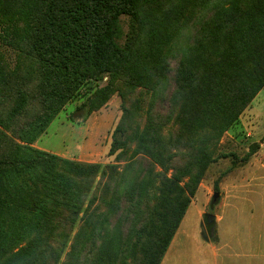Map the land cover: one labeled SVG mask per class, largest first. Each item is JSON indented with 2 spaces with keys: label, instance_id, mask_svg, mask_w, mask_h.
Listing matches in <instances>:
<instances>
[{
  "label": "trees",
  "instance_id": "16d2710c",
  "mask_svg": "<svg viewBox=\"0 0 264 264\" xmlns=\"http://www.w3.org/2000/svg\"><path fill=\"white\" fill-rule=\"evenodd\" d=\"M87 85L88 112L152 96L143 125L124 108L113 132L121 170L32 145ZM263 87L264 0H0V264H160L208 167L237 158L218 144Z\"/></svg>",
  "mask_w": 264,
  "mask_h": 264
},
{
  "label": "rangeland",
  "instance_id": "374dc122",
  "mask_svg": "<svg viewBox=\"0 0 264 264\" xmlns=\"http://www.w3.org/2000/svg\"><path fill=\"white\" fill-rule=\"evenodd\" d=\"M120 25L122 34L119 42L123 43L129 31L127 16H121ZM192 30L190 26L182 32L176 47L191 40ZM6 53L12 60L13 52L6 49ZM89 86L83 87L80 94L64 106L32 145L73 160L102 165L116 163L117 169L121 170L126 161H117L118 150L108 154L113 132L123 115L130 117L124 108L136 110L135 116L126 120V124L143 125L152 96L149 93L141 95L139 110L138 90L127 91L124 98L116 92L99 109L88 112L86 107H78L85 99ZM252 145L259 146L257 151L248 161H243V156L250 152ZM217 152H233L237 158H220L208 167L201 182L210 190L207 189L206 197L200 189L196 192L160 264H264V89L251 102V107L246 108V112L223 134ZM232 165L234 167L227 171ZM137 168L139 157L134 168L130 169L131 174ZM215 182L219 194L211 203ZM220 182L223 184L219 185ZM204 200L207 201L204 214L218 215L213 224L207 226V240L200 232L198 215ZM203 223L204 215L201 216ZM210 246L219 248L218 251L216 249L220 254L217 261L211 255ZM64 257L62 253L61 260Z\"/></svg>",
  "mask_w": 264,
  "mask_h": 264
},
{
  "label": "crops",
  "instance_id": "0c3cea01",
  "mask_svg": "<svg viewBox=\"0 0 264 264\" xmlns=\"http://www.w3.org/2000/svg\"><path fill=\"white\" fill-rule=\"evenodd\" d=\"M264 89V88H263ZM263 89H261L258 93H257V95L255 96V98L262 92V90ZM254 98V99H255ZM253 99V100H254ZM252 100V101H253ZM251 101V102H252ZM248 107H251V103L249 104V106ZM247 107V108H248ZM252 109H255V108H252ZM244 112H246V109L243 111V113ZM261 145H262V143H260ZM222 182V181H221ZM219 183V185H222L223 183ZM221 187V186H220ZM201 190L202 191V193H203V196L204 197H206V191H207V189H209V187L208 186H206V185H204L203 184V182H201L200 184H199V186H198V188H197V190H196V192L198 191V190ZM210 190V189H209ZM196 192H195V194H196ZM195 196V195H194ZM193 196V197H194ZM193 199V198H192ZM206 200V199H205ZM204 200V204L202 205L203 207L201 208V209H199L198 210V215H199V219H200V226H201V216L202 215H205L204 213H205V207H206V205H207V201H205ZM192 201V200H191ZM215 217H218V215H215ZM180 225V224H179ZM179 227V226H178ZM178 229V228H177ZM177 231V230H176ZM200 232H201V229H200ZM175 234H176V232H175ZM174 234V235H175ZM205 240H207V239H205ZM210 248H211V255L213 256V258H214V260H216L217 261V259H218V257L220 256V254H219V252H216V249H217V251L219 250V248H217V247H214V246H210ZM163 259V258H162ZM162 261V260H161ZM161 263V262H160Z\"/></svg>",
  "mask_w": 264,
  "mask_h": 264
},
{
  "label": "water",
  "instance_id": "95a60500",
  "mask_svg": "<svg viewBox=\"0 0 264 264\" xmlns=\"http://www.w3.org/2000/svg\"><path fill=\"white\" fill-rule=\"evenodd\" d=\"M218 192H216V193H213V195H212V200L213 201H215L216 200V198L218 197ZM214 220H215V215L214 214H212V213H206L205 215H204V223L203 224H201V234H202V236H203V238L204 239H207L208 238V233H207V226L209 225V224H213V222H214Z\"/></svg>",
  "mask_w": 264,
  "mask_h": 264
}]
</instances>
